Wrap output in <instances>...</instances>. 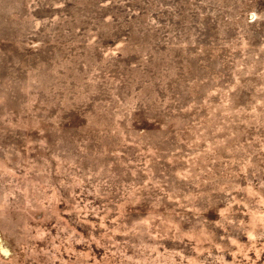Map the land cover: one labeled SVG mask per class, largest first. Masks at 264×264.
<instances>
[{
  "label": "rangeland",
  "instance_id": "rangeland-1",
  "mask_svg": "<svg viewBox=\"0 0 264 264\" xmlns=\"http://www.w3.org/2000/svg\"><path fill=\"white\" fill-rule=\"evenodd\" d=\"M0 264H264V0H0Z\"/></svg>",
  "mask_w": 264,
  "mask_h": 264
}]
</instances>
